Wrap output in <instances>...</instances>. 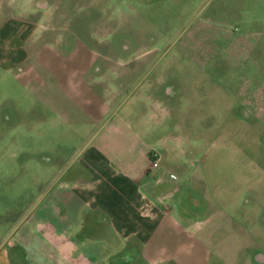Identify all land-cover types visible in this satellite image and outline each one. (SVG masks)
<instances>
[{
	"label": "rangeland",
	"instance_id": "1",
	"mask_svg": "<svg viewBox=\"0 0 264 264\" xmlns=\"http://www.w3.org/2000/svg\"><path fill=\"white\" fill-rule=\"evenodd\" d=\"M45 1L48 10L25 13L28 25L0 24V261L18 219L89 138L59 120L58 106L73 101L58 55L69 51L87 60L72 61L74 69L123 60L153 70V83L166 79L161 93L122 114L158 150L188 139L185 157L169 156L168 175L185 187L177 206L215 230L222 262L213 264H264V0ZM16 45L30 52L18 65L4 60Z\"/></svg>",
	"mask_w": 264,
	"mask_h": 264
},
{
	"label": "crops",
	"instance_id": "2",
	"mask_svg": "<svg viewBox=\"0 0 264 264\" xmlns=\"http://www.w3.org/2000/svg\"><path fill=\"white\" fill-rule=\"evenodd\" d=\"M15 9L19 11L12 16ZM42 9H49L45 0H0V12L5 14H0V24L28 25L25 13ZM11 51L4 60L18 65L29 59L30 52L21 45ZM90 54L100 59L101 54ZM58 55L69 67L64 69L70 88L66 94L68 101L73 100L67 109L60 111L58 106L59 120L72 124L71 128L75 123L76 134L89 138L76 157L56 169L46 195L5 237L13 249L5 252L0 264H128L133 259L139 264L222 262L214 251L215 230L205 232L177 206L185 187L168 175L173 171L171 161L187 155L188 139L180 134L171 139L170 148L158 150L132 130L129 112L122 114L130 111V101H148L154 91L161 93L166 79L153 83L149 79L153 70L130 67L132 63L123 60L108 63L106 69L96 62L92 70L81 65L74 69L72 61H87L84 54ZM34 68L31 72L39 79ZM126 139L131 143L126 144ZM157 145L167 143L160 139ZM153 159L158 168L152 167ZM47 161L52 164L54 159ZM116 243L122 245L116 247Z\"/></svg>",
	"mask_w": 264,
	"mask_h": 264
},
{
	"label": "built area",
	"instance_id": "3",
	"mask_svg": "<svg viewBox=\"0 0 264 264\" xmlns=\"http://www.w3.org/2000/svg\"><path fill=\"white\" fill-rule=\"evenodd\" d=\"M158 166H159L158 161H155V160L153 159V161H152V167L155 169V168H158ZM172 178H173V179H177V176L172 175Z\"/></svg>",
	"mask_w": 264,
	"mask_h": 264
}]
</instances>
